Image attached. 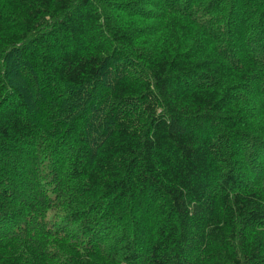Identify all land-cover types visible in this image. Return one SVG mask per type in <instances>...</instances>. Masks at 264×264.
<instances>
[{"label": "trees", "instance_id": "trees-1", "mask_svg": "<svg viewBox=\"0 0 264 264\" xmlns=\"http://www.w3.org/2000/svg\"><path fill=\"white\" fill-rule=\"evenodd\" d=\"M0 264H264V0H0Z\"/></svg>", "mask_w": 264, "mask_h": 264}, {"label": "bare ground", "instance_id": "bare-ground-1", "mask_svg": "<svg viewBox=\"0 0 264 264\" xmlns=\"http://www.w3.org/2000/svg\"><path fill=\"white\" fill-rule=\"evenodd\" d=\"M73 6H74V5H73ZM82 6H83V5H82ZM72 8H73V7H72ZM4 18H5V17H4ZM137 46H138V45H137ZM140 50H141V49H140ZM222 190H223V189H222ZM195 219H196V218H195ZM201 219H202V218H201ZM191 220H192V219H191ZM191 220H190V221H191ZM203 220H204V219H203ZM203 220H202V221H203ZM200 221H201V220H200ZM191 225H192V224H191ZM200 226H201V225H200ZM201 227H202V226H201ZM202 228H203V227H202ZM202 228H201V229H202ZM201 229H199V230H201Z\"/></svg>", "mask_w": 264, "mask_h": 264}]
</instances>
